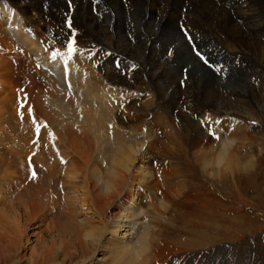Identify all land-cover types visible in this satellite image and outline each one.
I'll use <instances>...</instances> for the list:
<instances>
[{
  "label": "bare ground",
  "instance_id": "6f19581e",
  "mask_svg": "<svg viewBox=\"0 0 264 264\" xmlns=\"http://www.w3.org/2000/svg\"><path fill=\"white\" fill-rule=\"evenodd\" d=\"M179 30L240 66L222 90ZM71 39L98 62L69 53ZM180 64L192 65L182 90ZM16 97L23 119L0 132V264H255L178 258L165 237L186 157L217 183L256 171L259 157L239 151L246 128L232 124L264 113V0H0V131ZM56 204L67 222L31 243L22 223Z\"/></svg>",
  "mask_w": 264,
  "mask_h": 264
},
{
  "label": "rangeland",
  "instance_id": "374dc122",
  "mask_svg": "<svg viewBox=\"0 0 264 264\" xmlns=\"http://www.w3.org/2000/svg\"><path fill=\"white\" fill-rule=\"evenodd\" d=\"M66 6L71 10L69 4ZM93 15H95L94 11ZM68 24L73 25L72 21L68 22ZM179 33L190 48L191 54L196 57L199 64L203 66V71H207L210 75L218 79L217 83L220 85L219 89L224 88L222 79L231 76L230 74L233 71L234 73L236 72L233 68L236 69V67L240 66L235 65L231 60L223 61L222 58H218L217 55L214 58L209 57V50L206 51L204 48L202 50L201 48L193 46V42L189 40L190 35L188 33H185L182 30H179ZM68 41L69 43L73 41L75 42L74 47L76 51L82 52L83 50L85 53L83 52L82 54L92 53L88 56V60L91 63L98 62V55L94 50L91 52L89 49V51L84 47L85 44H82L81 42L79 43L76 39ZM64 47L65 49H68V45H64ZM170 52L171 51H168L166 57L171 54ZM197 53H199V55H197ZM201 57H203V59H201ZM182 66L183 64L178 65V70H176V74L179 71L181 72V78L179 80L181 90L184 87L183 81L186 80L185 74L187 71L188 73L191 72L190 69L192 68V65H189L188 68ZM257 78L256 76L252 77V83L249 84L252 85L253 80L256 82ZM147 89L148 88L145 87L142 88V86L140 88L143 92H146ZM37 93L39 96L40 92ZM142 93H140V96H142L141 99L144 98V102L153 96L151 91H147L148 94L145 93L144 96V93ZM5 105H7L4 106V113H6L4 114V117L6 119L5 122L2 123V131L0 132H7L9 134L13 129V126L11 125L13 124V119L16 118L19 122L23 119V105L20 104V97H16L13 104L7 102ZM248 115L253 121H239V119H236L232 125H236L235 123H237V126L240 124L246 128L248 140L244 142L246 146L242 145L243 147H240L239 151L241 155L246 154L248 157H251V155L259 157L256 171L251 170L247 173H242L243 176L239 179L229 180L225 177L220 183H217V181L202 175L199 172L198 167L192 165L189 157L184 159L182 169L185 173L182 181H184L185 195L177 202L176 206L172 208L167 217L168 235L165 237V240L168 241V244L172 249L183 250V253L177 254L178 258H182L184 255H189L191 258H214L216 260L220 259L221 261L226 260L229 263L232 260L237 261L239 258H244L246 261L250 258L248 262L264 264V132L261 134L262 131H260L259 127H256L258 123V125H261L264 130V113H261L260 110L252 107L248 110ZM205 117L207 120L212 117L213 120H216V123L221 121V119H216L215 117L214 119L213 116L207 112L204 113V118ZM201 123H199L200 128L205 129V121ZM246 152L251 153L248 154ZM9 161L10 156L4 151L0 169L2 170L4 166H7ZM25 181L26 180L22 179L21 183L17 182L15 185L12 184L13 186L10 189V192L21 195V193L24 192L23 187L28 183ZM22 184H24L23 187ZM58 206L60 207L62 205ZM58 206L56 204V208H54L53 211L51 210L52 213H47L50 214V216L46 215L41 223L32 222L26 224L22 221V226H25L26 228V236L30 237V241H33L31 243H36L34 238L31 237L33 233L37 232L39 235L42 234L43 239L52 236V234L46 229L45 223L48 224L55 222L57 227L58 224L59 227L65 225L64 222H67L66 218L61 214V207L59 208ZM107 215H110L109 211L107 212ZM48 234L51 235L48 236ZM193 243L196 246H193ZM198 244H200V247ZM185 251H188V254H184Z\"/></svg>",
  "mask_w": 264,
  "mask_h": 264
},
{
  "label": "snow or ice",
  "instance_id": "6c2138e0",
  "mask_svg": "<svg viewBox=\"0 0 264 264\" xmlns=\"http://www.w3.org/2000/svg\"><path fill=\"white\" fill-rule=\"evenodd\" d=\"M70 26H71V25L69 24V27H70ZM74 44H75L74 41L68 44L69 53H72V52L76 51V49H75V47H74ZM197 55H199V53H197ZM53 59H55V54L53 55ZM201 59H203V57H201ZM33 175H34V174H33Z\"/></svg>",
  "mask_w": 264,
  "mask_h": 264
}]
</instances>
